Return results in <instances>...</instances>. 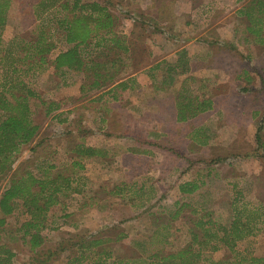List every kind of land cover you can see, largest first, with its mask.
<instances>
[{
    "label": "rangeland",
    "instance_id": "374dc122",
    "mask_svg": "<svg viewBox=\"0 0 264 264\" xmlns=\"http://www.w3.org/2000/svg\"><path fill=\"white\" fill-rule=\"evenodd\" d=\"M8 1L0 25L5 43L32 33L33 9L40 0ZM89 1L107 3L117 18L115 30L129 53H105L109 59L123 56L129 75L147 67L151 58L168 61L154 71V78L147 68L135 76L127 101L121 102L103 90L85 87L81 92L83 75L55 74L51 65L31 80L41 95V100H31L40 130L21 147L15 168L29 166L40 176L49 167L48 158L67 176L75 144L97 150L95 157L83 159V170L59 194L42 230L44 248L54 247L60 236L97 232L118 238L106 245L129 264H148L154 253L167 255L189 246L199 254L195 264H248L242 260L264 257V37L247 32L242 12L251 0H82ZM43 17L52 16L45 12ZM66 48L58 43L51 60ZM168 65L175 67L173 73ZM195 96L211 100L212 107L188 122L175 121L179 107ZM50 102L58 103L60 111L46 116ZM121 126L131 141L107 134L120 132ZM5 183L0 181V194ZM186 183L199 188L181 194L179 187ZM235 217L252 223V235L232 249L221 245L212 250L216 240H208L203 230L230 227ZM26 219L18 209L0 226L1 242L15 254L12 264H33L18 232ZM199 220L212 225L198 227ZM65 262L66 257L61 264Z\"/></svg>",
    "mask_w": 264,
    "mask_h": 264
},
{
    "label": "trees",
    "instance_id": "16d2710c",
    "mask_svg": "<svg viewBox=\"0 0 264 264\" xmlns=\"http://www.w3.org/2000/svg\"><path fill=\"white\" fill-rule=\"evenodd\" d=\"M8 2L4 0V4L0 3V25L5 22ZM45 12L52 16L46 21L45 16L43 17ZM242 13L249 24L247 32L262 40L264 0H251ZM33 15L36 24L32 33L25 32L6 43L0 38V181H6L0 194V213L3 215L0 226L5 224V217L14 215L18 209L27 216L18 232L29 247L33 264H54L64 255L67 257V264H129V260H119L112 252L97 250L103 242L89 241L90 238L87 237L69 236L52 248H44L42 230L46 227L49 213L60 202L59 194L71 187L73 179L83 169V159L97 155L95 148L82 143L75 144L70 150L75 156L71 160L67 176H63L58 166L51 164V159L48 158L45 163H49V167L43 169L40 176L30 170L29 166L15 168L21 147L32 143L40 130V126L33 120L31 107V100H41V95L31 86L33 77L51 65L55 74L83 75L85 81L80 87L81 92H84L85 87L89 91L103 90V94L117 102L123 99V92L131 80L126 79L129 72L125 70L130 64L124 62L123 56L109 59L105 51L127 55L129 48L124 38L115 30L117 18L111 14L107 3L40 0L34 6ZM58 43L65 44L67 48L51 60ZM171 70L174 71L175 67L170 68ZM174 76L175 74L170 80ZM193 100L196 103L194 110L191 109ZM193 100L179 107L175 121L188 122L212 107L211 100L197 96ZM56 111H60L58 103L47 104L46 116ZM67 135L71 136V133L67 132ZM257 140L259 141L258 136ZM198 188L196 183H186L179 187L180 192L185 194L194 193ZM204 224L212 225V221L199 220L196 223L198 227H203ZM210 227L203 231L208 240H216L212 250H217L221 245L232 249L236 241L252 235L254 230L250 221L243 223L236 217L230 227L221 225L216 232H212ZM208 231L211 233L208 234ZM217 231L222 234L218 235ZM194 237L196 240L197 234ZM14 256V252L1 242L0 236V264H12ZM198 258L199 254H193L189 246L167 255L154 253L149 256L148 264H195ZM242 261L264 264V257L250 256Z\"/></svg>",
    "mask_w": 264,
    "mask_h": 264
},
{
    "label": "crops",
    "instance_id": "0c3cea01",
    "mask_svg": "<svg viewBox=\"0 0 264 264\" xmlns=\"http://www.w3.org/2000/svg\"><path fill=\"white\" fill-rule=\"evenodd\" d=\"M163 61H168L166 58H159V59H153V58H151L150 59V64L147 66V67H144L143 69H140V71H136V73H132V74H130L126 79H131V80H129L128 81V86H127V89L123 92V98H125V101H127V98L129 97V88H130V83H132L133 84V82H135V80H136V78H135V76L136 77H138L137 75L139 74V73H141V71L142 70H144V69H148V71L149 72H151V73H148V74H152V77L154 78V76H155V74H154V76H153V73H154V71L155 70H157V69H159L162 65L161 64H166L167 62H163ZM173 66H171V65H168V70H169V73H173V71L171 70L170 71V68H172ZM173 75V74H172ZM137 80L139 81V79L137 78ZM148 86H150V85H148ZM142 88V86L140 85H138L137 86V88ZM158 88V87H157ZM113 100V99H112ZM120 102H121V100H120ZM141 108L142 107H144V100L142 99L141 101H140V105H139ZM108 124L110 125V123L108 122ZM111 126L112 127H114V128H117L116 126H115V124L112 122V124H111ZM122 128H121V131L120 132H118V131H116V129H111L110 130V132H108L107 134L108 135H110L111 137H113V136H116L117 134H120V135H122V137H124L125 139H127L128 141L130 140H132V138H129V137H127L128 135H127V128L125 127V128H123L124 126H121ZM133 155V154H132ZM86 160V159H85ZM131 168H133L134 169V167H133V165H131L130 166ZM129 166L128 167H126V168H130ZM84 168V167H83ZM83 170V169H82ZM142 186H143V184H142ZM117 192H119L118 190H116ZM179 192H180V189H179ZM181 193V192H180ZM181 194H184V195H192V194H194V193H191V194H185V193H181ZM109 223V221L108 220H106V222H104V225L105 224H108ZM74 228V227H73ZM75 229V228H74ZM106 229V228H105ZM66 234H69V235H75L76 233H74V232H70V231H68V232H66ZM99 234H103V233H99ZM97 232H94V234L93 235H90L89 237H87V238H90V240L89 241H93V240H100L101 242H103L102 243V245H100L99 247H98V249L97 250H100V249H105V250H107L109 253H113L114 254V256H115V250L114 249H112V248H110V247H107V242L108 241H111V242H114V241H117V239H114V241L113 240H111V238H109L108 239V237H104V236H100ZM63 237V238H62ZM65 237H67V236H60L59 238H58V240L59 241H62V240H64V239H66ZM82 237V236H81ZM58 241V242H59ZM93 250H95V249H93ZM66 255H64V256H62V258H61V260H59L58 262H56V263H54V264H61V262H62V259L65 257ZM67 258V257H66ZM114 258V257H113ZM115 258H116V256H115ZM126 261H128V260H125V262ZM112 262V261H111ZM65 264H67V259H66V262H65ZM109 264V263H108ZM120 264V263H119Z\"/></svg>",
    "mask_w": 264,
    "mask_h": 264
}]
</instances>
